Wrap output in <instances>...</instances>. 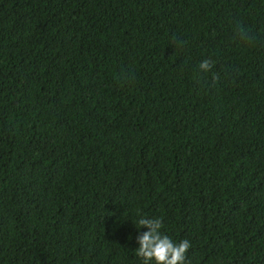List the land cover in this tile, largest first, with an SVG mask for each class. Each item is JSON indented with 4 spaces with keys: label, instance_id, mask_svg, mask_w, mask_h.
<instances>
[{
    "label": "trees",
    "instance_id": "trees-1",
    "mask_svg": "<svg viewBox=\"0 0 264 264\" xmlns=\"http://www.w3.org/2000/svg\"><path fill=\"white\" fill-rule=\"evenodd\" d=\"M140 215L264 264V0H0V264H142Z\"/></svg>",
    "mask_w": 264,
    "mask_h": 264
},
{
    "label": "clouds",
    "instance_id": "clouds-1",
    "mask_svg": "<svg viewBox=\"0 0 264 264\" xmlns=\"http://www.w3.org/2000/svg\"><path fill=\"white\" fill-rule=\"evenodd\" d=\"M235 36L242 44H248L251 40V34L243 25L234 26ZM214 61L204 59L199 64V69L203 73H212ZM213 82L218 80V76L212 73ZM137 224L139 229H147L139 233L136 237V243L139 247L135 254L142 264H185L187 253L192 247L187 239L174 242L168 235L164 234V224L160 218H148L140 215Z\"/></svg>",
    "mask_w": 264,
    "mask_h": 264
}]
</instances>
